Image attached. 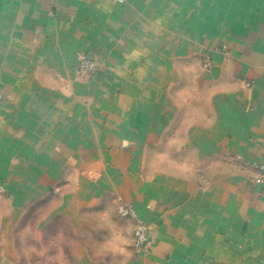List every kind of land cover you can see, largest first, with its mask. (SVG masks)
<instances>
[{"label":"crops","instance_id":"crops-1","mask_svg":"<svg viewBox=\"0 0 264 264\" xmlns=\"http://www.w3.org/2000/svg\"><path fill=\"white\" fill-rule=\"evenodd\" d=\"M261 164L264 0H0V255L32 222L58 264H264Z\"/></svg>","mask_w":264,"mask_h":264},{"label":"rangeland","instance_id":"rangeland-1","mask_svg":"<svg viewBox=\"0 0 264 264\" xmlns=\"http://www.w3.org/2000/svg\"><path fill=\"white\" fill-rule=\"evenodd\" d=\"M203 66V65H202ZM204 69H206L203 66ZM177 166V165H176ZM115 213V211H114ZM116 219H121L117 216V214H114ZM60 219V222L63 225V238L66 240L67 238L71 240V234L70 231H67V228L65 227L66 222L65 219ZM27 221H23L22 223H25ZM31 227L28 225L22 224L20 227H15L13 229L14 234L12 235V248L14 249V255H0V264H58L59 261L55 260L53 258L54 252L61 250V247H63L66 251L67 245L65 243L58 244V243H52L54 240L55 233H52L51 229H48L47 231H43V242L40 244L35 243L34 238V229L32 227V222H30ZM133 231V230H132ZM87 237L85 238L87 240L86 243H82V239H78V237L75 238V244L76 247L83 246L87 252H89L91 255L99 254V256H106V255H118V254H111L110 252H106L103 249L104 245V238L102 237H96L94 230L88 229L87 231ZM96 232V231H95ZM100 233V231H99ZM96 238V242H95ZM99 240V241H98ZM101 240V241H100ZM79 242V243H78ZM99 247H101V250L99 251ZM36 248L39 250H36ZM98 252H95V251ZM70 260L64 259L61 264H69Z\"/></svg>","mask_w":264,"mask_h":264},{"label":"built area","instance_id":"built-area-1","mask_svg":"<svg viewBox=\"0 0 264 264\" xmlns=\"http://www.w3.org/2000/svg\"><path fill=\"white\" fill-rule=\"evenodd\" d=\"M121 1V0H119ZM203 66L208 69L211 66V62L208 58H204ZM78 68L85 70L90 74H94L98 71V65L95 59L88 56L81 55L78 59ZM248 86V83H245ZM259 174L253 179V183L264 188V164L258 166ZM3 187L0 185V192ZM116 214L120 218H135L134 211L131 205L124 203L123 201H118L116 204ZM150 227L146 223L136 220L133 229V246L135 253L143 254L150 246Z\"/></svg>","mask_w":264,"mask_h":264}]
</instances>
